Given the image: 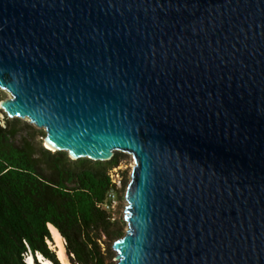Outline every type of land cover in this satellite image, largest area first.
I'll return each instance as SVG.
<instances>
[{
	"label": "water",
	"instance_id": "95a60500",
	"mask_svg": "<svg viewBox=\"0 0 264 264\" xmlns=\"http://www.w3.org/2000/svg\"><path fill=\"white\" fill-rule=\"evenodd\" d=\"M0 89L57 151L133 155L116 264H264V0H0Z\"/></svg>",
	"mask_w": 264,
	"mask_h": 264
},
{
	"label": "trees",
	"instance_id": "16d2710c",
	"mask_svg": "<svg viewBox=\"0 0 264 264\" xmlns=\"http://www.w3.org/2000/svg\"><path fill=\"white\" fill-rule=\"evenodd\" d=\"M19 121H0V264H26L28 255L40 264L37 253L61 264L50 247V225L65 239L72 264H107L113 251L102 247L103 236L115 242L124 235L103 207L118 159L93 165L83 159L71 168L67 153L38 151Z\"/></svg>",
	"mask_w": 264,
	"mask_h": 264
},
{
	"label": "rangeland",
	"instance_id": "374dc122",
	"mask_svg": "<svg viewBox=\"0 0 264 264\" xmlns=\"http://www.w3.org/2000/svg\"><path fill=\"white\" fill-rule=\"evenodd\" d=\"M10 92H8L7 90L4 89H0V121L2 124H5V121L8 120H13V119H19V130L22 133L23 136L28 137L30 140H32L33 144L35 145L36 149L38 151L41 150V146L50 149L47 147L46 145V131L44 128H40L38 126H36L34 123H32L28 118H21V117H12L10 116L2 107L1 103L3 100L9 98ZM52 153L57 152V150L55 149H50ZM60 152H64L67 153L68 156V160L65 159L69 164L71 168H80L81 166H83V162L81 160L83 159H89L90 161L87 162V164H95V163H107L108 160H95V159H91L88 157H81L76 159L75 157H72L68 152L66 151H60ZM116 157L119 161L117 166H114L113 168H116V172H117V183L114 187V203H113V207H111L109 209L110 213H111V217H112V221L114 222L115 226L117 228H120L124 234L127 230V220H126V207L128 205V201L126 199V188L128 186L129 181L131 180V176H132V170L135 164L134 161V157L131 153L125 152V151H115L114 156ZM43 161H45V158L42 159ZM112 169V168H111ZM102 247L105 249V247L110 246L112 248V258H109L107 260V264H116L117 260L115 258L116 256V251L113 247L114 241L113 240H109L106 236H103L102 238ZM53 242V241H52ZM50 241V247L55 251V253L57 254L56 251V247L54 246V244ZM62 242L64 245V249H65V253L67 255V259L69 260V262L71 263L67 251H66V246H65V239L62 236ZM57 257L59 258L58 254ZM29 259V258H28ZM60 260V259H59ZM38 262H40L38 260ZM61 262V260H60ZM33 264H37L35 261ZM40 264H44L43 261L40 262ZM52 264V262H51ZM62 264V262H61ZM72 264V263H71Z\"/></svg>",
	"mask_w": 264,
	"mask_h": 264
},
{
	"label": "bare ground",
	"instance_id": "6f19581e",
	"mask_svg": "<svg viewBox=\"0 0 264 264\" xmlns=\"http://www.w3.org/2000/svg\"><path fill=\"white\" fill-rule=\"evenodd\" d=\"M46 145H47V147L48 148H50V149H55V147L47 140L46 141ZM56 150V149H55ZM73 157V156H72ZM50 228H51V232H52V237H53V244H54V246L56 247V251H57V254H58V256H59V259L61 260V262H62V264H71L70 262H69V260L67 259V255H66V253H65V249H64V245H63V242H62V235H61V233L59 232V230L55 227V226H53V225H50ZM28 262L30 263V264H33L34 263V261H33V258L32 257H30L29 259H28ZM51 260H49V259H46V258H44L43 259V263L44 264H51Z\"/></svg>",
	"mask_w": 264,
	"mask_h": 264
},
{
	"label": "built area",
	"instance_id": "2783aa9c",
	"mask_svg": "<svg viewBox=\"0 0 264 264\" xmlns=\"http://www.w3.org/2000/svg\"><path fill=\"white\" fill-rule=\"evenodd\" d=\"M109 175H110L111 180H112V182L114 184V187H115V185L117 183V172H116V168L110 169L109 170ZM114 187L108 192L107 200L103 203V207H105L107 210H109L111 207H113L114 196H115L114 195V192H113L114 191ZM30 257L33 258L32 255H28L27 258H26V264H30L28 262V258H30ZM43 259H44V256L42 254H40V253H37V260H39L40 262H42ZM33 261H35L34 258H33Z\"/></svg>",
	"mask_w": 264,
	"mask_h": 264
},
{
	"label": "clouds",
	"instance_id": "9594fccd",
	"mask_svg": "<svg viewBox=\"0 0 264 264\" xmlns=\"http://www.w3.org/2000/svg\"><path fill=\"white\" fill-rule=\"evenodd\" d=\"M53 264V263H52Z\"/></svg>",
	"mask_w": 264,
	"mask_h": 264
}]
</instances>
